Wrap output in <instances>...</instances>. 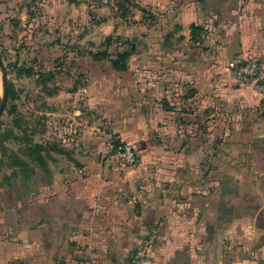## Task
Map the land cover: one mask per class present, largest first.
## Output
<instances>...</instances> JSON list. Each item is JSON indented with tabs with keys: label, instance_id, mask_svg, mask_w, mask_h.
<instances>
[{
	"label": "crops",
	"instance_id": "0c3cea01",
	"mask_svg": "<svg viewBox=\"0 0 264 264\" xmlns=\"http://www.w3.org/2000/svg\"><path fill=\"white\" fill-rule=\"evenodd\" d=\"M128 2L143 51L126 72L88 62L90 115L108 130L80 129L64 182L0 183V264H129L139 249L155 264H264V92L229 70L264 62L263 0ZM115 141L136 150L134 167L107 157ZM225 144L249 155L222 168Z\"/></svg>",
	"mask_w": 264,
	"mask_h": 264
},
{
	"label": "rangeland",
	"instance_id": "374dc122",
	"mask_svg": "<svg viewBox=\"0 0 264 264\" xmlns=\"http://www.w3.org/2000/svg\"><path fill=\"white\" fill-rule=\"evenodd\" d=\"M51 4L52 12L59 17L67 13L68 17L52 22L48 8ZM112 5L99 0L82 3L75 0H0V55L8 85L14 92L0 120V143L4 142L8 150L2 159L0 149V183L4 181V186L12 182L5 178L13 171L19 173V180L31 173H34L33 178L43 172L49 181L64 182L70 171L79 168L74 162L78 157L75 151L80 149L79 139L85 134L80 129L95 127L87 134L90 138L96 137L97 130L107 132L108 126H95L96 120L90 115V108L94 109L97 101L94 98L96 83L90 78L88 69L91 60L88 53L99 49L108 38L119 45L136 42L140 46L144 37L131 19L133 11L124 17L119 3H115L114 8ZM136 13L141 20L144 12ZM106 16L111 18L109 23L104 19ZM152 22L162 27L160 18ZM142 51V46L136 49L137 53ZM251 62L259 65V78L234 76L249 90L253 89L256 96L257 92H264L261 91L264 89V62L259 58ZM2 94L0 72V99ZM131 105L130 96H126L118 108ZM262 107L264 109V104ZM82 108L86 111L83 116L77 114ZM220 131L216 132L217 138L221 136ZM35 146L46 149L42 153L45 168L39 165L38 155L29 151ZM111 148L107 157L118 163ZM216 151L217 165L222 168L232 161L241 165L239 161L249 155L248 149L235 145H220ZM15 160L28 164V169L12 168ZM251 164L257 169L256 164ZM261 166L263 168L264 163Z\"/></svg>",
	"mask_w": 264,
	"mask_h": 264
},
{
	"label": "trees",
	"instance_id": "16d2710c",
	"mask_svg": "<svg viewBox=\"0 0 264 264\" xmlns=\"http://www.w3.org/2000/svg\"><path fill=\"white\" fill-rule=\"evenodd\" d=\"M119 3V8L120 10H122V15H124V17L131 13L130 11V3L128 2V0H117ZM144 12V10L142 11ZM145 13V12H144ZM194 30H198L197 28H194ZM136 46L135 49H133V46ZM139 48V44H137L136 42L134 43H125V44H116L115 41H113L112 38H108L103 45L100 46L99 49L97 50H92L91 52L88 53V55L90 56V58L92 59V61H96V62H102V61H110L112 64L113 69L116 72H126L129 69V62L131 57H133L137 52L136 49ZM1 58V55H0ZM13 90L10 87V85H8V98L13 94ZM17 139V138H15ZM115 145H119L118 141L114 142ZM0 149H1V155H2V159H4L7 156V148L4 145V142L0 143ZM45 147L43 146H35V147H30L29 151L31 153H36L38 155V160H39V165L41 167L45 168V162H44V158L42 156V153L45 152ZM2 162V160L0 161ZM12 168H23V169H28V164H26L25 162H21L18 160H15L14 163L11 165ZM34 173H31L30 175L24 177V180H30L32 178ZM19 176V173L16 171H13L12 174L5 178V180L7 181H11L12 179H17ZM133 257V256H132ZM131 257V259H132ZM131 259H130V263L131 264ZM21 264H31L29 262H19Z\"/></svg>",
	"mask_w": 264,
	"mask_h": 264
},
{
	"label": "built area",
	"instance_id": "2783aa9c",
	"mask_svg": "<svg viewBox=\"0 0 264 264\" xmlns=\"http://www.w3.org/2000/svg\"><path fill=\"white\" fill-rule=\"evenodd\" d=\"M79 3L86 2L89 0H75ZM102 4H113L111 7L114 8L115 3H118L117 0H99ZM229 70L234 73L238 78L244 77H258L261 75L259 72V65L255 62L246 61L243 63H238L237 65H231ZM260 79H263L262 77ZM112 154L115 155L116 159L121 161L123 164L134 167L137 163V153L136 150L129 145H112ZM21 264V263H14ZM131 264H155L152 258L145 255L144 250H138L131 259Z\"/></svg>",
	"mask_w": 264,
	"mask_h": 264
},
{
	"label": "water",
	"instance_id": "95a60500",
	"mask_svg": "<svg viewBox=\"0 0 264 264\" xmlns=\"http://www.w3.org/2000/svg\"><path fill=\"white\" fill-rule=\"evenodd\" d=\"M136 46H133V49H135ZM0 72L2 75V88H3V94L0 99V120L5 112L6 106H7V100H8V78H7V71L6 68L2 62V59L0 58Z\"/></svg>",
	"mask_w": 264,
	"mask_h": 264
}]
</instances>
